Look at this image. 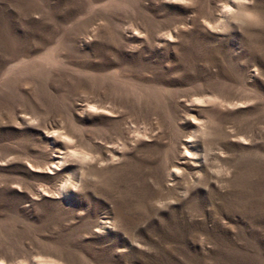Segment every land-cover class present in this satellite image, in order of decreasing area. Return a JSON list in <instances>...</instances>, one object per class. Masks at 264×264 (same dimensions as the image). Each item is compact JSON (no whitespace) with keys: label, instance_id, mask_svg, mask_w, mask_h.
Here are the masks:
<instances>
[{"label":"rangeland","instance_id":"obj_1","mask_svg":"<svg viewBox=\"0 0 264 264\" xmlns=\"http://www.w3.org/2000/svg\"><path fill=\"white\" fill-rule=\"evenodd\" d=\"M0 264H264V0H0Z\"/></svg>","mask_w":264,"mask_h":264}]
</instances>
